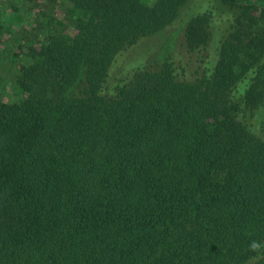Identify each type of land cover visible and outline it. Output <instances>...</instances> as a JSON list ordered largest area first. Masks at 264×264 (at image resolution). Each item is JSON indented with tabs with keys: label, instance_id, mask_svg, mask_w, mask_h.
<instances>
[{
	"label": "trees",
	"instance_id": "trees-1",
	"mask_svg": "<svg viewBox=\"0 0 264 264\" xmlns=\"http://www.w3.org/2000/svg\"><path fill=\"white\" fill-rule=\"evenodd\" d=\"M43 1L75 35L0 79V264H264V40L198 14L159 57L187 0Z\"/></svg>",
	"mask_w": 264,
	"mask_h": 264
},
{
	"label": "rangeland",
	"instance_id": "rangeland-1",
	"mask_svg": "<svg viewBox=\"0 0 264 264\" xmlns=\"http://www.w3.org/2000/svg\"><path fill=\"white\" fill-rule=\"evenodd\" d=\"M11 5L17 9L14 13L16 21L14 24L10 23L9 18L2 13L6 7ZM66 7H69L66 2L51 7L43 0H0V25L7 33L10 32L7 30L9 27H12L15 32L11 35L9 33V36L3 34L0 37V79L2 82L9 80V83L13 79L15 69L10 61L12 58L16 60V55L21 52L17 38L30 40L36 44L43 38L40 33L41 27L48 19L53 23V27L48 29V32L64 34L68 37L75 35V30L66 19ZM198 14H207L210 17V29L213 36L218 35L220 41L225 38L233 40V37L237 36L243 42L257 36L264 40V3L258 0H238L234 5H226L221 0H187L170 27L159 36L142 41L150 44L146 50L153 46L154 52L159 57H165L176 50L181 52L184 44V27ZM132 49L135 50L136 47ZM182 80L192 81V73L188 71ZM6 91L10 93L9 85Z\"/></svg>",
	"mask_w": 264,
	"mask_h": 264
}]
</instances>
